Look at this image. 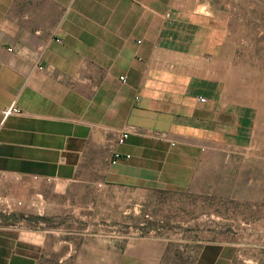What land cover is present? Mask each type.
<instances>
[{"label":"crops","instance_id":"1","mask_svg":"<svg viewBox=\"0 0 264 264\" xmlns=\"http://www.w3.org/2000/svg\"><path fill=\"white\" fill-rule=\"evenodd\" d=\"M169 3L0 0V192L12 178L58 179L62 186L173 185L176 178L161 175L167 141L205 137L246 142L251 123L248 106L220 102L215 83L182 81L177 71H168L171 62L210 57L206 51L216 47L218 35L214 17ZM37 65L48 68L38 70ZM122 74L125 83L118 80ZM13 101L21 112L3 118L1 110ZM127 125L136 126L138 132L116 144ZM113 149L120 158L107 166ZM109 195L127 199L129 194ZM96 196L93 215L104 221L107 208L100 200L106 193ZM108 211L110 218L115 217L113 209ZM1 212L8 216L13 211ZM8 221L0 218V264L53 260L41 255L39 240L51 230L28 229L22 218ZM83 226L86 232L118 227ZM144 244L136 241L114 252V262L146 264L145 250L139 251ZM155 245L154 255L160 253ZM96 247L98 262L106 261L105 241L99 240ZM86 249L89 254V240L83 243L82 263L90 262Z\"/></svg>","mask_w":264,"mask_h":264},{"label":"rangeland","instance_id":"2","mask_svg":"<svg viewBox=\"0 0 264 264\" xmlns=\"http://www.w3.org/2000/svg\"><path fill=\"white\" fill-rule=\"evenodd\" d=\"M168 2L218 22L217 45L206 51L210 57L171 62L168 71H177L182 81L215 83L220 102L248 106V138L243 144L205 137L167 141L161 175L176 178L173 185L62 186L58 179H8L0 210L13 212H1L0 218L10 223L22 218L28 229L51 230L39 239L41 255L53 257L47 264H121L114 262V252L136 241H145L139 251L145 250L146 264H264V0ZM110 160L107 166L113 165ZM80 192L90 194L89 199H80ZM99 192L106 193L100 200L107 208L104 221L93 215ZM120 192L129 194L127 199L109 195ZM108 209L115 217L108 216ZM98 223L118 227L83 231V224ZM60 225L64 231L56 230ZM88 240L89 254L87 249L84 254L90 262L82 263ZM99 240L106 245L102 262L97 260ZM154 245L160 250L155 255Z\"/></svg>","mask_w":264,"mask_h":264},{"label":"built area","instance_id":"3","mask_svg":"<svg viewBox=\"0 0 264 264\" xmlns=\"http://www.w3.org/2000/svg\"><path fill=\"white\" fill-rule=\"evenodd\" d=\"M8 51H13L12 47H7ZM48 67H44L41 65H37V69L41 70V69H47ZM118 80L122 83H125L126 81V76L125 75H119ZM199 101H204L203 97H199L198 98ZM21 109L16 105L15 101H13V103H11L9 106L3 108L1 110L2 113V117H6L10 114H14V113H20ZM138 132V128L134 125H127L122 131H120L115 139V143L119 144L124 142L127 137L131 134V133H136ZM157 135H160V132H155ZM164 137V136H163ZM120 158V154L118 151H116L115 149H113V154L110 160V163H116V161ZM5 201V197H2L0 195V203H3ZM8 207V206H7ZM9 209V208H8Z\"/></svg>","mask_w":264,"mask_h":264},{"label":"bare ground","instance_id":"4","mask_svg":"<svg viewBox=\"0 0 264 264\" xmlns=\"http://www.w3.org/2000/svg\"><path fill=\"white\" fill-rule=\"evenodd\" d=\"M57 186V185H56Z\"/></svg>","mask_w":264,"mask_h":264}]
</instances>
